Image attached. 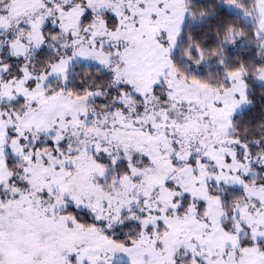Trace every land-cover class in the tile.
<instances>
[{
    "label": "snow or ice",
    "instance_id": "snow-or-ice-1",
    "mask_svg": "<svg viewBox=\"0 0 264 264\" xmlns=\"http://www.w3.org/2000/svg\"><path fill=\"white\" fill-rule=\"evenodd\" d=\"M0 264H264V0H0Z\"/></svg>",
    "mask_w": 264,
    "mask_h": 264
}]
</instances>
